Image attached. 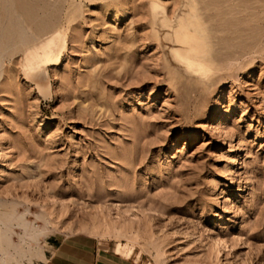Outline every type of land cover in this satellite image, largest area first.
<instances>
[{"label": "rangeland", "instance_id": "rangeland-1", "mask_svg": "<svg viewBox=\"0 0 264 264\" xmlns=\"http://www.w3.org/2000/svg\"><path fill=\"white\" fill-rule=\"evenodd\" d=\"M8 1L0 206L43 231L34 248L264 264V0Z\"/></svg>", "mask_w": 264, "mask_h": 264}, {"label": "bare ground", "instance_id": "bare-ground-1", "mask_svg": "<svg viewBox=\"0 0 264 264\" xmlns=\"http://www.w3.org/2000/svg\"><path fill=\"white\" fill-rule=\"evenodd\" d=\"M16 36L18 37L17 38V40H18L17 45L20 46L19 49L24 52L26 59H28L26 61L29 62V61L36 60L37 55H36L35 49H36L37 44L39 43V45H41V43L37 42V44H36V42H33L34 41L33 39H35V37L30 39L32 36L28 35V37L29 36L30 37L26 38L27 36L25 37L22 32L17 34ZM35 41H37V40H35ZM45 43L46 42H44L43 45H45ZM37 47H40V46H37ZM48 47L49 46H47V48ZM50 47H51V45H50ZM47 48H46V50H47ZM20 50H19V52H20ZM46 50H44V51H46ZM16 52H18V51H16ZM4 57H5V52H4ZM4 57H3V52H0V59L3 60ZM44 59H47V58H44ZM37 61H39V60L37 59ZM235 174H239V173H235ZM3 206H0V264H23L24 259H27V252H31V253L35 254L36 257H39V258L43 257L42 251L36 250V248H34L35 243L39 242L41 240V238L44 234L43 231L41 229H38L34 226L29 225L25 221L24 217L16 216L15 215L16 210L14 207L10 206L11 208H8L5 205V207L8 208V209H6ZM152 214H153V212H152ZM12 227H17L20 230V234L16 235L17 239H18V244H14L11 241L10 235L16 234V233L12 232ZM222 243H223L222 239L214 238L215 250L218 253H221V251H222V249H220ZM28 261H29V264H32L31 259H29Z\"/></svg>", "mask_w": 264, "mask_h": 264}, {"label": "crops", "instance_id": "crops-1", "mask_svg": "<svg viewBox=\"0 0 264 264\" xmlns=\"http://www.w3.org/2000/svg\"><path fill=\"white\" fill-rule=\"evenodd\" d=\"M134 254L122 257L109 246L85 235H60L48 238L43 259L36 264H136Z\"/></svg>", "mask_w": 264, "mask_h": 264}]
</instances>
